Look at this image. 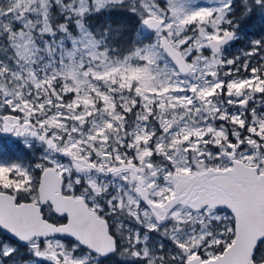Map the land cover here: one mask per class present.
<instances>
[{
	"label": "snow or ice",
	"instance_id": "1",
	"mask_svg": "<svg viewBox=\"0 0 264 264\" xmlns=\"http://www.w3.org/2000/svg\"><path fill=\"white\" fill-rule=\"evenodd\" d=\"M0 264H264V0H0Z\"/></svg>",
	"mask_w": 264,
	"mask_h": 264
},
{
	"label": "trees",
	"instance_id": "2",
	"mask_svg": "<svg viewBox=\"0 0 264 264\" xmlns=\"http://www.w3.org/2000/svg\"><path fill=\"white\" fill-rule=\"evenodd\" d=\"M250 32L252 33H259L260 31V23L259 21H256L253 26L249 29Z\"/></svg>",
	"mask_w": 264,
	"mask_h": 264
}]
</instances>
